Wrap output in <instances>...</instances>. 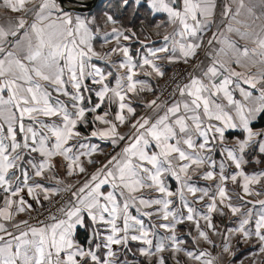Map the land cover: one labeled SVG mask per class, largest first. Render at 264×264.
Instances as JSON below:
<instances>
[{
	"label": "snow or ice",
	"instance_id": "snow-or-ice-1",
	"mask_svg": "<svg viewBox=\"0 0 264 264\" xmlns=\"http://www.w3.org/2000/svg\"><path fill=\"white\" fill-rule=\"evenodd\" d=\"M133 2L141 4V0ZM233 2L238 5L235 11L225 5L222 15L241 24L244 22L237 17L244 10L252 22L244 23L243 31L229 24L227 31L255 47H240L213 33L208 45L218 42L222 47L215 50L212 63L198 76L189 74L188 83L177 85L172 100L156 96L145 101L144 106L153 115L135 118L134 97L152 89L145 81L134 79V69L147 66L157 76H163L154 59L183 60L187 64L195 58L213 23L216 0H146L153 14L166 13L168 24L176 28L164 36L166 42L172 41L171 48L166 43L149 49L148 55L136 62L127 46L112 48L103 55L95 51L91 27L94 20L65 10L63 0H0L11 11L24 13L14 23L10 21L7 28L0 25V264H122L118 249H128L132 241L146 245L139 249L141 255L157 257V264H165L164 257L158 256L167 250L165 238L153 251L151 229L140 218L151 219L154 215L164 221L171 217V222L158 226L171 233L166 239L171 241L174 253L183 251L195 261L208 255L185 249V241L175 232L177 224L191 221L198 234L195 239L212 244L197 215H201L208 230L217 234L212 214L223 215L227 207L236 215L242 207L230 202L225 182L230 179L236 183L237 177H242L243 192L253 195L250 185L264 179V172L247 175L242 168L248 163L249 149L264 155V128H254L264 119V11L256 16L254 9L264 10V0ZM29 3L33 7L28 8ZM129 3L130 0H121L123 7ZM105 19L115 23L112 15ZM112 33L117 42L120 37L127 41L136 36L134 32L125 35L115 27ZM118 52L125 59L117 67L126 72L116 76L115 87H109L106 81L112 72H105L93 60H108ZM157 53L169 55L159 57ZM253 68L257 71L253 72ZM129 122V132L121 133L119 128ZM232 132L239 134L229 142L227 135ZM92 138L119 151L98 160L95 157L103 155L104 150L90 143ZM217 145L221 155L240 171L229 177L221 162L219 203L215 196L211 197L207 213L198 214L184 190L199 201L208 192L189 183V171L195 172L206 163L214 167L211 153ZM56 157L67 162V177L83 174V179L66 183L58 178L53 162ZM261 162L264 161L256 160ZM89 166L94 171L89 172ZM166 176L180 183L176 193L168 189ZM215 178L212 171L203 173V179ZM44 181L55 183L48 185ZM145 190L163 195L151 198L144 195ZM197 192L202 195L197 197ZM175 195L187 209L186 216L179 209L170 210L173 201L169 197ZM33 201L39 209L33 207ZM44 202L56 205V213L49 212L45 220H40ZM245 203L253 204V208L258 204L260 208L241 213L239 227L229 231L241 234L245 241L254 236L264 253V200ZM154 206V212L148 211ZM132 209L139 215H132ZM33 211L37 212L34 224L28 219L16 220L21 213H28L32 219ZM250 224L254 227H247ZM81 229L85 233L83 242L79 239ZM222 251L231 253V245L225 243Z\"/></svg>",
	"mask_w": 264,
	"mask_h": 264
},
{
	"label": "crops",
	"instance_id": "crops-1",
	"mask_svg": "<svg viewBox=\"0 0 264 264\" xmlns=\"http://www.w3.org/2000/svg\"><path fill=\"white\" fill-rule=\"evenodd\" d=\"M116 1H118L119 9L122 8L123 6L121 4V0ZM35 2L38 3L39 0H35ZM245 3L248 4L249 0H245ZM225 5H231L233 11H235V8L238 6L236 3L233 2V0H216L215 14L211 18L213 23L211 25L210 30L204 34L203 46L200 50H198L197 56L193 58L196 63L192 71V75H200L201 69L212 63L215 50H218L220 47H222V45L218 42H214L211 46L208 45L207 41L209 38L212 37L213 33H217L220 39L227 37L235 41L240 47H244L245 45H247L249 48L255 47V45L252 44L250 41L241 40L240 37L236 35V33H229L227 31L229 24H231L233 27H239L243 31L244 23L251 24L252 21L244 10H242V14L237 17L238 20L244 23L237 24L234 20L231 19V16L225 17L224 15H222ZM27 7L31 8L33 7V4L29 3ZM94 9L88 12H72L74 15H80L82 18L94 20V23L91 25L95 33L92 40V45L94 50L102 55L108 53L112 48L119 49L121 47L127 46L129 48L130 55L133 56L134 62H136L139 61L141 57L148 55L149 49H157L159 47L164 46L166 43L170 48L172 46V41L169 40L166 42L164 40V36L171 35L174 32L176 26L168 24V18L166 13L153 14L147 6L146 0H141L140 5H136L133 0H130L129 6L125 7L124 9L125 11L130 10V13H124V15L126 16V19L124 20L114 18V24L106 22V15H112L110 12L106 10L95 11ZM262 11L264 10L259 7L254 9L256 16H261ZM23 15V12H13L10 9L4 7L2 4H0V25H3L5 28L8 27L10 21L14 23L18 17ZM28 19L29 21H31L32 19V16L30 14L28 15ZM262 20H264V17H262ZM256 23L259 24L261 23V21H256ZM157 25L160 26L158 27ZM113 27L117 28L121 32H124L125 35H131V33L134 32L136 33V36L127 41L123 40V38L120 37L119 42H117L116 34L112 33ZM221 33L223 34V36H220ZM176 39H179V37H177ZM168 55L169 53H157V56L159 57H167ZM176 55H180L179 50H177ZM124 59L125 58L123 57V55L118 52L112 54L108 60H93V63L97 64L105 72H112L113 75L109 76L108 80L106 81L109 84V87H115L116 76L123 75L124 72H126V69H118L117 67L118 64ZM154 62L160 66V70L163 73H165L167 67L171 63H173L169 62L166 58L154 59ZM233 67L236 66L233 65ZM134 71L137 73L134 79L145 81L146 85L152 89L151 91H145L141 93L140 97H134L133 106L136 108L135 118L144 116L145 114L153 115L151 110L147 109L144 106V103L147 100L155 99L154 92L162 76H157L154 72H152L151 68L147 66H145V68L143 69L136 68L134 69ZM237 71L243 70L237 68ZM252 71L255 72L257 71V69L253 68ZM150 72L152 74L148 75L147 73ZM188 79L184 83H188ZM236 96L237 98H240L238 92L236 93ZM176 99H179L178 95ZM93 100H95L94 95ZM112 111L113 113H115L116 105H113ZM160 114L163 113L161 112ZM259 128H264V126L255 129ZM129 130L130 122L126 123L125 125L119 128V131L125 134H127ZM238 134L239 133L227 135L228 141L232 142L235 136ZM90 143L98 144L104 150L103 155L98 154L95 158L101 161L105 160L108 156L105 147L103 145H100L97 142L96 138H92ZM121 146H123V144H121ZM117 151H119V148L117 149ZM249 152L250 155L246 156L248 163L242 166L245 174L252 175L264 172V162L256 163L257 159L264 161V155L260 154L256 149H249ZM211 156L212 160L215 162L214 167L206 163L199 169H197L195 172L191 171V169L189 171V175L191 176V180H189V183L193 184L198 189L207 190L208 196H206L203 201H199L198 199L194 198L190 193H188L186 189L184 190L185 197L198 214L207 213L206 205L211 203V197L215 196L217 198V202L219 203L218 185H220L221 183L219 180V165L221 164V162L225 163L224 174L229 177L240 171L235 168V165L231 161H227L225 157L221 155V149L219 145H217V147L213 150ZM53 162L57 165L56 171L58 174V178L64 179L66 183H74L77 179H83V174H81L80 177H67L66 168L64 167L67 162L64 161L62 157H56ZM88 171H94V167L89 166ZM206 171H212L216 178L212 180L203 179V173ZM243 182L244 181L242 177L239 176L237 177L236 183H233L230 179L225 182L224 186L226 187L228 195L231 197L230 202L236 206L242 205L241 213H246L249 209H253L254 212L258 211L260 205L256 204L255 208H253V204H247L245 202L250 200L255 203V201L258 200H264V179H262L261 183L259 184L250 185V189L254 190L253 195H246L243 192ZM44 183L51 185L54 184L55 181H44ZM165 183L168 189L173 193H176L177 190L181 187L180 183L176 181L174 177L171 176L165 177ZM256 192H259L260 195H256ZM144 195L151 198H161L163 194L159 192L145 190ZM200 195H202V193L197 192V197H199ZM241 197L243 199H241ZM169 199L173 201V203L169 205L170 210L179 209L185 216L187 215V209L183 208L179 195L169 197ZM0 202H2V197H0ZM32 203L33 207L37 206L34 201ZM155 207L157 206H154L153 209H149L148 211L154 212ZM223 211V215H220L219 212H215L212 214V222L216 226L217 234H213L211 230H208L206 228V222L201 218V215H197L196 217L197 219H199L201 227L208 231L209 238L213 241L212 244H209L203 241L202 239H195L198 234L195 230L194 224L191 221L185 220L183 223L177 224L176 226V235L180 239L185 241L183 245L185 249H187L188 251H193L197 254L201 251L208 253V255H205L201 258V261H195L190 259L183 251L179 253H174L171 250V241L166 239V237L170 236L171 233L168 230L160 228L158 226L161 223L171 222V217L169 218V221H164L160 218V216L157 215H154L151 219L144 216H140V218L144 219L145 225L149 229H151L152 235L150 236V238L153 240V251H155V245L160 242L162 238H165L163 239V243L167 246V250L158 254V256L164 257L165 264H177V262H179V264H203V262L206 260H211L212 264H256L259 260H261L262 255V253L260 252V242L254 236L249 240L245 241L241 234H233L232 232H230L229 230L236 229L239 227V222L243 218V216L241 215V213L233 215L227 207H224ZM131 212L132 215H139L135 209H132ZM27 214L28 213L19 214L16 217V220L18 221L27 219ZM153 225H156V227H153ZM247 227L253 228L254 224H250ZM9 230L11 231L12 229L10 228ZM225 243H229L231 245V253H224L222 251ZM141 247H146V245L142 244L139 241L130 242L128 249L120 247L118 251L122 264L123 262H127V264H157V257H146L140 254L139 249ZM236 248L238 250H236Z\"/></svg>",
	"mask_w": 264,
	"mask_h": 264
},
{
	"label": "built area",
	"instance_id": "built-area-1",
	"mask_svg": "<svg viewBox=\"0 0 264 264\" xmlns=\"http://www.w3.org/2000/svg\"><path fill=\"white\" fill-rule=\"evenodd\" d=\"M196 61L190 60L187 64L183 61L173 62L168 66V72L164 76V78L158 82L156 87V96H160L161 100L164 99H173L172 92L175 90L177 85H182L188 78L189 74H192ZM98 143L105 147V150L108 154H114L118 148L113 149L112 145L109 143H105L103 141L98 140ZM55 199L59 200L60 197H56ZM56 205L49 204L48 202H44V209L41 210L43 212L42 215H39L40 220H45L48 216L49 212L56 213ZM37 207L36 209H39ZM32 219H28L30 223H35V218H37V212L33 211L31 213Z\"/></svg>",
	"mask_w": 264,
	"mask_h": 264
},
{
	"label": "trees",
	"instance_id": "trees-1",
	"mask_svg": "<svg viewBox=\"0 0 264 264\" xmlns=\"http://www.w3.org/2000/svg\"><path fill=\"white\" fill-rule=\"evenodd\" d=\"M105 3H106V5H105ZM104 6H105V9H103ZM124 9H125V7H122V8L119 9V4H118V1H116V0H105L104 2L97 4L95 6L94 10L95 11L96 10L97 11L106 10V11H108V12H110L112 14L113 18L124 20V19H126V16L124 15V13H127V12L130 13V10L129 11H125ZM167 71H168V67H167V70L165 71L164 75L161 77V80L167 74ZM154 96L156 98V89H155V92H154ZM169 100H172V99H169ZM262 126H264V119H261L258 122H256L255 125H254V128H258V127H262ZM232 134H237V133L236 132H232V133H230L228 135H232ZM97 142H98V139H97ZM84 237H85V233H84L83 229H81L79 239L83 242L84 241Z\"/></svg>",
	"mask_w": 264,
	"mask_h": 264
},
{
	"label": "water",
	"instance_id": "water-1",
	"mask_svg": "<svg viewBox=\"0 0 264 264\" xmlns=\"http://www.w3.org/2000/svg\"><path fill=\"white\" fill-rule=\"evenodd\" d=\"M105 0H63V7L69 11L88 12Z\"/></svg>",
	"mask_w": 264,
	"mask_h": 264
},
{
	"label": "rangeland",
	"instance_id": "rangeland-1",
	"mask_svg": "<svg viewBox=\"0 0 264 264\" xmlns=\"http://www.w3.org/2000/svg\"><path fill=\"white\" fill-rule=\"evenodd\" d=\"M103 9H105V6L103 7ZM192 60H194V59H192ZM37 207H39V205L35 206L34 208H37ZM26 218L29 219V215L28 214L26 215ZM32 224H34V223H32ZM236 250H238V249L236 248ZM256 264H264V253H262V255H261V260H259Z\"/></svg>",
	"mask_w": 264,
	"mask_h": 264
}]
</instances>
